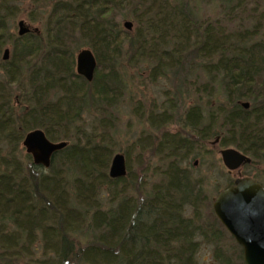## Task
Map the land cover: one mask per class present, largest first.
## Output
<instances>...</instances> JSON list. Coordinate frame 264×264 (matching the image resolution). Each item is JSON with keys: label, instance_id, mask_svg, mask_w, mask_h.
I'll list each match as a JSON object with an SVG mask.
<instances>
[{"label": "trees", "instance_id": "16d2710c", "mask_svg": "<svg viewBox=\"0 0 264 264\" xmlns=\"http://www.w3.org/2000/svg\"><path fill=\"white\" fill-rule=\"evenodd\" d=\"M19 1L0 0V52ZM214 1L224 19L209 23L190 0H52L43 31L9 41L11 56L0 60V264H200L203 244H212L217 264H244L214 212L203 215L208 178L182 165L212 138L249 156V165L264 161V0L251 7V0ZM118 15L134 28L123 29ZM153 44L164 48L145 56ZM84 47L97 63L91 82L75 70ZM127 50L129 60L156 61L160 77L173 69L181 87L186 64L197 62L207 82L192 88L211 98L206 109L193 105L182 114L196 143L186 136L156 143L153 154L164 164L145 169L150 188L138 198L130 194L141 192L142 179L135 183L127 159L125 177H109L108 132L80 123L89 102L110 109L119 101L118 66ZM168 122L166 114L150 119L155 128ZM34 129L68 143L48 169L21 154Z\"/></svg>", "mask_w": 264, "mask_h": 264}, {"label": "rangeland", "instance_id": "374dc122", "mask_svg": "<svg viewBox=\"0 0 264 264\" xmlns=\"http://www.w3.org/2000/svg\"><path fill=\"white\" fill-rule=\"evenodd\" d=\"M51 1L35 0L34 2V0H20L18 2L19 13L12 16L9 20L8 31L10 39L2 47L0 60H2L5 49L9 51V58L11 56L12 48L9 41L18 36L19 21H24L32 32L36 30L40 33L44 30V17ZM252 5L254 6L253 0H251L250 7ZM189 6L205 22L213 23L216 19H219V21L224 19L218 1L190 0ZM118 21H120L122 26L123 22L119 15ZM132 24L133 29L134 23ZM175 46V41L171 42L166 51H172ZM159 48V46L153 44V47L145 51V56L154 55L156 57ZM163 48L164 46L160 49L162 50ZM129 57L130 54L127 50L126 53L123 52L119 60L118 75L123 82V91L119 101L110 109L97 103L94 105V102H89L86 113L83 114L80 123L84 125L87 131L95 129L97 133L108 132L107 135L111 139V158L116 153L124 155L129 162L130 172L135 177V183L138 179V183L142 179L141 192L135 190L130 194L138 198V195L143 194L144 191L150 188L151 181L148 179L145 169L147 167L148 169L151 167L160 169L164 164L161 156L153 154L156 143L160 142L163 135L174 139L186 136L193 143H196V137L191 134L193 132L188 129L184 130L182 121L184 117H182V114L193 105H199L206 109L207 101H210L209 99L211 98L200 90L198 91L197 88H192V84L195 82L200 85L207 82L205 76L198 70L196 72V68H193L197 62L188 61L186 64L185 69L191 71L186 77V85L181 87V83L177 76L174 75L173 69L167 70L165 75L160 77L157 74L161 69L156 68V61L137 62L134 57L133 59L131 58L132 60H129ZM2 81H4V75L0 69V83ZM217 89L220 97L218 99L220 100L221 89ZM242 102L249 103L248 101ZM101 109L104 110L102 111ZM162 114L167 115L169 122L157 128L153 127L150 124V119L158 122ZM105 125H107L106 128L104 127ZM107 128H110V132ZM216 139L219 142V138ZM216 139L212 138L199 143V148H196L182 164L195 177L203 176L208 178L204 188L206 199L202 209L204 216H208L209 212L213 211L212 203L218 192L237 177V173L229 174L224 168L219 156V151L223 148L218 146V142L214 143ZM149 143L152 145L150 146ZM21 154L23 156L26 155L23 147ZM142 169H144L143 172H141ZM239 172L241 176L251 177L264 186V161H259L255 165H245ZM232 243L228 237H225L223 244L226 249L231 250ZM213 250L212 244L201 245L196 256L197 261L200 264H217L213 257ZM236 250L238 251L239 248H236Z\"/></svg>", "mask_w": 264, "mask_h": 264}, {"label": "water", "instance_id": "95a60500", "mask_svg": "<svg viewBox=\"0 0 264 264\" xmlns=\"http://www.w3.org/2000/svg\"><path fill=\"white\" fill-rule=\"evenodd\" d=\"M123 27L130 31L133 24L124 21ZM20 37L30 32L24 21L18 22ZM34 32H37L34 30ZM8 49L3 60L8 59ZM76 73L91 82L96 70V59L90 49L79 50L75 57ZM248 108V103H242ZM218 139L214 143H217ZM68 145L65 141H50L41 129L29 131L23 138L22 147L30 155L34 165L48 169L53 155ZM219 156L229 174L237 173L233 183L215 196L212 209L226 231L243 250L244 264H264V186L250 177L240 175V168L251 163V158L233 147L223 148ZM196 164V163H195ZM127 173L124 155H113L109 166V177H125Z\"/></svg>", "mask_w": 264, "mask_h": 264}, {"label": "flooded vegetation", "instance_id": "af4514ba", "mask_svg": "<svg viewBox=\"0 0 264 264\" xmlns=\"http://www.w3.org/2000/svg\"><path fill=\"white\" fill-rule=\"evenodd\" d=\"M30 33L38 34L39 32H34V31L32 32V31H30V32L27 33V34H30ZM27 34H25V35H27ZM18 36H19V35H18ZM19 37H20V36H19ZM8 54H9V53H8ZM2 57H3V56H2ZM8 59H9V55H8ZM8 59H7V60H8ZM2 60H3V58H2ZM7 60H3V61H7ZM162 115H163V114H162ZM164 115H165V114H164ZM163 137H165V136L163 135ZM163 137H162V138H163ZM248 165H249V164H248ZM244 166H245V165H244ZM241 168H242V167H241ZM241 168H240V169H241ZM235 178H236V177H235ZM250 178H251V177H250ZM254 180H255V179H254ZM233 181H234V180H233ZM262 186H263V185H262Z\"/></svg>", "mask_w": 264, "mask_h": 264}]
</instances>
